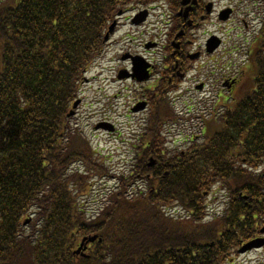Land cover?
Segmentation results:
<instances>
[{"label": "trees", "instance_id": "obj_1", "mask_svg": "<svg viewBox=\"0 0 264 264\" xmlns=\"http://www.w3.org/2000/svg\"><path fill=\"white\" fill-rule=\"evenodd\" d=\"M139 1L0 3V264H224L264 225V26L229 111L202 119V141L167 158L155 152L157 123L171 118L158 103L141 140L157 167L137 162L96 215L84 209L108 171L69 109L109 23ZM138 176L149 185L133 192ZM216 187L227 206L205 222L204 194ZM89 236L98 239L75 255Z\"/></svg>", "mask_w": 264, "mask_h": 264}, {"label": "rangeland", "instance_id": "obj_2", "mask_svg": "<svg viewBox=\"0 0 264 264\" xmlns=\"http://www.w3.org/2000/svg\"><path fill=\"white\" fill-rule=\"evenodd\" d=\"M7 0H0V3ZM214 3L219 4V8H223L226 4L235 8V4L228 0H213ZM149 3V2H148ZM163 3V2H162ZM256 9L258 10V15L264 13V0H258L255 2ZM160 6V10L164 12L163 4L161 2H155L153 4L138 5L129 9L125 14L118 20V28L116 29L114 35L111 37L110 43L105 47L102 57L95 63V65L89 70L88 74L85 76L86 82L82 85L79 98L82 100L81 106H79L76 116L71 120V125L78 128L87 137V139L92 143V146L100 151V158H102L105 165L109 168L111 174L104 181L105 186H102L104 182H98L94 188L95 200H90L88 205H91L92 209H95L103 200L102 195L105 192L104 188H110L114 185V180L111 178L112 174L119 175L122 172L128 173L131 165V154L129 148L132 144V140L140 133L142 125L140 124L145 117L146 111L142 113H131L132 104L140 96V92L137 86H134L131 82L121 81L120 83L114 82L116 73L118 69H123L126 64H122L120 61L121 54L127 53L130 50H136L139 48L143 42L150 40L152 35H156L160 31L157 27L160 26L161 21H163L162 12L158 9L151 10V15L147 23L141 27H133L130 23V19L133 14L137 13L138 10L147 9L148 6ZM169 8V6L167 5ZM152 9V8H151ZM253 8H240L238 13L239 20L250 19L245 17L247 11L253 12ZM213 24H207L199 32L198 42H204L206 36L203 34L204 30L208 32H215L217 36H222L229 43V47H223L222 50L214 56V59L220 63L228 64V70H235L241 64V59L238 53L233 50V46L244 45V41L247 39V35L242 31L243 38H238L240 32L234 31L230 34L231 30L230 24H220L217 18L212 17ZM238 25V24H236ZM241 23H239V26ZM166 29L163 30L161 36L158 39L164 42V34ZM227 33V35H226ZM233 45V46H232ZM197 47V46H196ZM137 51V50H136ZM135 51V52H136ZM135 52H132L135 53ZM160 56H156L158 58ZM234 63L236 65H234ZM97 74L102 76L101 82L100 78L97 80ZM100 80V82H99ZM182 90L188 88V80L184 83ZM193 86V85H192ZM138 90V92H136ZM215 94L216 92L225 93L223 87L221 86V79H218L215 83ZM214 94V95H215ZM201 93L191 90L190 95L187 96L188 101L192 102L194 106L195 98L199 97ZM187 98L177 99L175 97L170 98L175 110L179 113H185L184 103ZM159 99V98H156ZM161 99V97H160ZM215 99V97H214ZM200 100V99H199ZM202 103L198 105L196 111H200L203 108L201 114H194L197 117L194 121L189 122H179L181 126L174 127V132H172L169 140H183L191 129L189 126L198 124L200 122V116H207L209 111L212 109L213 98H203ZM198 119V120H195ZM184 123V124H183ZM105 124L109 128L96 130L98 125ZM197 130H193L192 133H197ZM171 138V139H170ZM181 147H185L186 143L179 144ZM187 148V146L185 147ZM133 164V161H132ZM97 183V182H96ZM224 193L218 194L216 201L214 198L209 199L207 202L214 205L216 211H221L224 207ZM93 203V204H92ZM210 205V206H211ZM235 264H264V250L257 252H252L246 256H240L236 259Z\"/></svg>", "mask_w": 264, "mask_h": 264}, {"label": "flooded vegetation", "instance_id": "obj_3", "mask_svg": "<svg viewBox=\"0 0 264 264\" xmlns=\"http://www.w3.org/2000/svg\"><path fill=\"white\" fill-rule=\"evenodd\" d=\"M175 1H177V3L173 4L169 0H165L164 4L165 14L167 15V26L170 28L165 42L166 45L169 42L168 49H166V46L162 47L158 43L155 45L157 46L156 49L160 46V52L162 53L160 64L162 63V67L158 70L154 58L149 59L143 54L146 52V46L151 44L145 45L143 43V52L133 54L132 56L136 55L142 57L143 59H146L148 65H151L149 68V74L151 75L149 83L154 84L155 87L160 85L163 81L168 83V86L164 87L165 89L158 90V92L155 93L156 96L168 95L171 90L177 88L179 81H185L189 78L188 72H194L193 77L189 81L194 82L195 90L201 93L199 97L203 99L211 96L213 98L215 96L214 88L217 78L214 74L215 61L209 59L201 61L203 58L201 56L204 54L196 50L199 59L195 61L196 63L191 62L194 60V58L192 59L191 57L195 55L191 54L189 56V47L193 46L195 42H192V40L187 37L186 33L191 30V33L193 34L196 30H199L200 27L209 24L211 18L214 16L220 20V14H215V10L219 4L217 2L214 3L213 0H188V4L182 6V0ZM231 15L232 11H230L229 19ZM229 19L228 21H230ZM255 28L256 27H252L251 31L254 32ZM191 33V37L194 38L195 36ZM167 50L169 53L166 55ZM194 50L195 48L192 49V51ZM135 61L138 65H146L142 59H135ZM138 65L133 66L134 75L136 77L141 75L137 73L140 68ZM128 68L130 71L132 70L131 64H129ZM221 69L218 72V75L221 78V86L223 87L224 92L229 93L234 90L236 81L230 77V71L228 69L224 66L221 67ZM134 81H137L136 78H134ZM217 94L222 93L217 92ZM201 103L202 102L199 104Z\"/></svg>", "mask_w": 264, "mask_h": 264}, {"label": "water", "instance_id": "obj_4", "mask_svg": "<svg viewBox=\"0 0 264 264\" xmlns=\"http://www.w3.org/2000/svg\"><path fill=\"white\" fill-rule=\"evenodd\" d=\"M185 2H186V1L184 0L182 4H185ZM145 16H146V13H143L142 16L139 18V20L137 21V23L142 22V21L144 20ZM113 27H114V24L109 28V33L112 32ZM107 39H108V34L105 36V39H104V40L106 41ZM215 46H216V45H214L213 47L211 46V48L208 49L209 52H211V51L215 48ZM142 79H146V77H143ZM142 79H140V80H142ZM78 104H79V101H77V102L74 104L73 108H76ZM144 107H145V105H142L141 107H139V108H137V109H135V110L143 109ZM152 165H153V162L150 163V166H152ZM95 240H96V237H89V238H85V239H83V241L81 242V244H80L79 248L77 249V251L75 252V254H79V253L85 251V249H86V245H87L88 243H92V242H94ZM263 244H264V240H262V241H253V242H251V243H249V244L243 246V247L239 250V253H244V252H246L247 250H251V249H253V248H259V247H261Z\"/></svg>", "mask_w": 264, "mask_h": 264}]
</instances>
